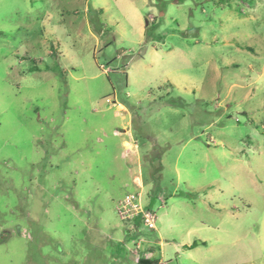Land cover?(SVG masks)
<instances>
[{
	"label": "rangeland",
	"instance_id": "374dc122",
	"mask_svg": "<svg viewBox=\"0 0 264 264\" xmlns=\"http://www.w3.org/2000/svg\"><path fill=\"white\" fill-rule=\"evenodd\" d=\"M146 257L264 264V0H0V264Z\"/></svg>",
	"mask_w": 264,
	"mask_h": 264
},
{
	"label": "built area",
	"instance_id": "2783aa9c",
	"mask_svg": "<svg viewBox=\"0 0 264 264\" xmlns=\"http://www.w3.org/2000/svg\"><path fill=\"white\" fill-rule=\"evenodd\" d=\"M107 102H109L107 100ZM135 140L131 139V143L127 145L131 146V150L135 149ZM130 152L129 150H126ZM115 211L117 217L121 221H131L138 220L146 229L155 231L156 229V216L153 211L146 209L143 203L141 202L140 194H125L120 200L116 202ZM139 263L138 258L135 260ZM156 264H164L162 261H159Z\"/></svg>",
	"mask_w": 264,
	"mask_h": 264
},
{
	"label": "trees",
	"instance_id": "16d2710c",
	"mask_svg": "<svg viewBox=\"0 0 264 264\" xmlns=\"http://www.w3.org/2000/svg\"><path fill=\"white\" fill-rule=\"evenodd\" d=\"M144 205V204H143ZM146 209H148L150 206H146L144 205ZM138 264H153L152 262H150L149 260H147V257H146V260L144 261H139Z\"/></svg>",
	"mask_w": 264,
	"mask_h": 264
},
{
	"label": "crops",
	"instance_id": "0c3cea01",
	"mask_svg": "<svg viewBox=\"0 0 264 264\" xmlns=\"http://www.w3.org/2000/svg\"><path fill=\"white\" fill-rule=\"evenodd\" d=\"M133 137V136H132ZM132 137L130 138V139H132ZM126 142H124V144H125ZM124 144H122V146H125ZM142 188V187H141ZM138 191V190H137ZM141 191H142V189H141ZM157 201V200H156ZM72 203H73V205H72V207L70 208V209H67V210H74V209H76V202L74 201V200H72ZM161 203V202H160Z\"/></svg>",
	"mask_w": 264,
	"mask_h": 264
}]
</instances>
